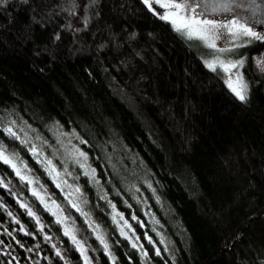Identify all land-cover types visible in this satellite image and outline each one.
<instances>
[{"label": "trees", "instance_id": "16d2710c", "mask_svg": "<svg viewBox=\"0 0 264 264\" xmlns=\"http://www.w3.org/2000/svg\"><path fill=\"white\" fill-rule=\"evenodd\" d=\"M75 4H0V141L20 170L0 161V264H84L66 226L91 264H264V41L233 54L240 101L143 0Z\"/></svg>", "mask_w": 264, "mask_h": 264}, {"label": "snow or ice", "instance_id": "6c2138e0", "mask_svg": "<svg viewBox=\"0 0 264 264\" xmlns=\"http://www.w3.org/2000/svg\"><path fill=\"white\" fill-rule=\"evenodd\" d=\"M95 3V0H92ZM153 2L158 4L160 8L164 9V12H157L156 14L163 20L170 21L174 26L177 32L185 34L189 38L195 37L204 41L209 48L216 49V40L220 36H225L226 38H231L233 40H238L241 38L251 37L255 40H264V34H260L256 31H253L251 27L248 26L247 18L241 17L239 13H236V9H243L244 11L250 13V17H257L258 15L264 17V0H143V3L150 9L155 12L153 9ZM7 0H0V4H6ZM70 7L65 9L69 11L70 15L75 14L76 4L75 0H69ZM197 8H202L203 11L197 12ZM206 12H211V14L216 15L217 13L223 12L229 14V19L227 22H218L215 19L208 18H198L204 17ZM235 15L237 18H231ZM241 19H244V22H241ZM264 22V19L261 20ZM85 23H87V18H85ZM224 51L223 48L219 49ZM207 67L212 71H216L217 64L225 71L231 73L232 69H238L244 63L243 60L235 61H223L218 57L211 61L205 62ZM260 64L264 65V58H261ZM228 88L234 93V95L240 101H246L248 94V84L244 82L242 76L237 71L235 80L232 79V76L229 75L228 79ZM4 118L0 117V123H3ZM16 126L15 120H9L8 125L3 128V131L13 139H20L17 135V132L14 130ZM22 130V129H21ZM77 139L79 137L77 136ZM21 143H26V141L21 140ZM81 143H87L86 141H81ZM35 154V149H32ZM13 155L8 153L7 146L0 141V161L5 164H9L13 169H16V174L20 175V170L17 167V164L13 160ZM77 155L83 157V163L79 159L76 160V163H79L82 168H88L89 170L85 171V175L90 176L92 179H95V169H91L90 166L86 165L87 154L83 151L77 150ZM51 164V161H48ZM21 179H24L21 176ZM77 192L80 191L79 188L76 189ZM36 194L35 192L33 193ZM27 209V212L30 216H36V214L28 208V206L22 205ZM58 207V206H57ZM75 207V205H73ZM113 208L115 206L113 205ZM56 215V213H53ZM135 218V217H133ZM115 220V216L113 217ZM37 223H39V217H36ZM57 223H63L59 217L57 218ZM19 223V221H17ZM126 223V222H125ZM130 227V225H129ZM99 228V225L96 226ZM43 230V225H41V231ZM27 234V233H26ZM64 235L69 236L73 245L81 252V255L84 258V264H91V260L87 255V249L84 242L77 239V236L74 234V230L64 228ZM121 235H127L123 230H121ZM46 239H51V237H46ZM97 239L103 245L106 251L109 250V245L105 241L103 235H98ZM137 239H139L137 237ZM151 243V237L148 238ZM133 247L137 245L133 243ZM53 248L56 247L55 244L52 245ZM108 254L111 256V252ZM56 255L60 256L61 252L59 249L56 250ZM156 255H160L159 249L156 250ZM113 261L115 258L113 257Z\"/></svg>", "mask_w": 264, "mask_h": 264}, {"label": "rangeland", "instance_id": "374dc122", "mask_svg": "<svg viewBox=\"0 0 264 264\" xmlns=\"http://www.w3.org/2000/svg\"><path fill=\"white\" fill-rule=\"evenodd\" d=\"M153 8L155 10H157L158 12H164L165 11L164 9L160 8L158 4H156L154 2H153ZM200 11H203V9L197 8V12H200ZM235 11H236V13H239V15L241 17L247 18L248 26L251 27L253 29V31H256L260 34H264V22H261V20L264 19V17H262L260 15H258L257 17H250V13L244 11L243 9H236ZM198 18H208V19H215L218 22H227V20L229 19V14L220 12V13H217L216 15H213V14H211V12H206L204 17H198ZM231 18H237V17L235 15H233ZM241 22L243 23L244 19H241ZM183 35L187 39L195 38V37L189 38L185 34H183ZM195 39H198V38H195ZM200 41H201V44L204 46V49L202 51V57H203L205 62L214 60L217 57L220 60H223L225 62H227L229 60H231V61L243 60L244 61L243 65L241 67H239L238 69H232L231 73L225 72L219 66V64H217L216 69H218L222 72L227 83H228L229 75H231L232 79L235 80L236 73L238 71L239 74L242 76L244 82L248 84L246 73H245L246 59L244 56H237V55H233V54L237 53L238 48L243 47V46H248L257 40H255L254 38H251V37L233 40L231 38H226L225 36L222 35L216 40V49L209 48L204 41H202V40H200ZM261 41H264V40H261ZM221 48H223L224 51H220L219 49H221ZM256 58H257L258 64L264 68V65L260 64L261 58H264V47H262L261 49L258 50V52L256 54ZM54 169L57 172V177L63 179V176L61 177V174L63 173V171L58 170L56 168H54Z\"/></svg>", "mask_w": 264, "mask_h": 264}]
</instances>
